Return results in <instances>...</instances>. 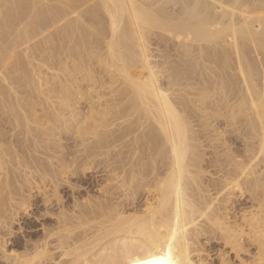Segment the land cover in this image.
Returning a JSON list of instances; mask_svg holds the SVG:
<instances>
[{
  "label": "bare ground",
  "instance_id": "bare-ground-1",
  "mask_svg": "<svg viewBox=\"0 0 264 264\" xmlns=\"http://www.w3.org/2000/svg\"><path fill=\"white\" fill-rule=\"evenodd\" d=\"M117 143L118 192H78ZM213 243L264 264V0H0V260L212 264Z\"/></svg>",
  "mask_w": 264,
  "mask_h": 264
},
{
  "label": "rangeland",
  "instance_id": "rangeland-1",
  "mask_svg": "<svg viewBox=\"0 0 264 264\" xmlns=\"http://www.w3.org/2000/svg\"><path fill=\"white\" fill-rule=\"evenodd\" d=\"M153 38V42L155 41V39H156V36H154V37H152ZM154 43H157V42H154ZM223 69V68H222ZM223 124V123H222ZM228 136V134L225 136V137H227ZM231 138H233V137H230V138H228V140L229 139H231ZM232 141H231V143H234V145H233V148L235 147V151L238 153V154H241L242 152H241V150H239L240 148L242 149V147H241V144H240V141H238V140H235V139H231ZM67 144L68 145H70V146H73V141L72 140H68L67 141ZM118 144L119 143H117V152L115 151L116 150V148H112V149H114V151H113V154H112V150H111V148L110 149H104V150H102V151H100L101 152V156L98 158H96L97 160H94L93 162H95V163H93L92 162V165H90V173H89V171H87V172H85V173H82L81 171H82V168L80 167L79 168V166L77 167L76 166V170H78L79 171V169H80V173H82V174H80V173H77V176H73L72 177V179H71V181H72V184L74 183V185L76 184L77 185V187L79 188H81V189H77L78 190V192L79 191H83V195H84V193L86 194V192L88 193V195H91V196H93V197H98L99 195L101 196V195H105V193L106 192H109L110 191V187L111 188H114L113 190L115 191V192H118V190L116 191V187L115 186H117L118 187V181L117 180H115V181H113V182H108V180H109V178L107 179V174L106 173H104L105 172V166H106V162H105V158L108 160H110L111 158H112V156L113 155H115V154H117V153H119L118 151L120 150V147H121V145L119 144V146H118ZM239 146V147H238ZM108 151V153H107V151ZM110 151H111V153H110ZM103 152V153H102ZM110 153V154H109ZM115 153V154H114ZM115 156H117V155H115ZM109 157V158H108ZM96 161H97V163H96ZM102 161H104L105 162V164H104V162H102ZM94 164H95V166H94ZM96 164H97V168H96ZM104 164V165H103ZM94 166V167H93ZM103 168V169H102ZM102 172H101V171ZM104 171V172H103ZM85 174V175H84ZM106 174V175H105ZM102 175H104L103 177H102ZM82 176V177H81ZM105 177H106V179H105ZM71 178V177H70ZM103 178V179H102ZM104 179L105 180H107V181H104ZM110 181V180H109ZM93 183V184H92ZM99 183V184H98ZM107 183H109V185L107 184ZM102 184H103V186H105L104 187V189H103V186H102ZM106 185H108V187H107V191L105 190L106 189ZM120 186V185H119ZM101 187H102V189H101ZM67 188V187H66ZM64 188L63 187V193L64 194H70V192H71V189H69V188ZM101 189V190H100ZM109 189V190H108ZM113 190H112V192H113ZM89 191V192H88ZM102 191V192H101ZM102 194H101V193ZM114 192V193H115ZM81 193V192H80ZM87 195V194H86ZM86 195H84V196H86ZM35 199V201H37V204H36V206H34L33 208H32V213L30 214L31 216H24V215H22L21 216V220L20 221H18V223H19V225L16 223V225L14 226V236H12V238L10 239V243L8 244V250H12V251H18V252H21L22 250L20 249V247L22 246V243H23V240H24V238L26 237V235L27 236H36V235H38L39 234V232L41 231V227H40V225H41V221H42V219H41V211H42V207H43V205H42V203L41 202H39V200H41L39 197H35L34 198ZM242 200H239V199H237V200H239V202L238 203H236L234 206V211L236 212V213H238L237 215L240 217V215L242 214V211H244V210H250V206H251V203H250V201L246 198V196L245 197H243V198H241ZM236 201V200H235ZM39 202V203H38ZM38 208V209H37ZM239 213H240V215H239ZM37 221H39V222H37ZM21 224V225H20ZM24 228H22V227ZM19 227L21 228V230L19 229ZM23 230V231H22ZM216 243H213L212 245H209V252L211 253V255H210V253H209V255H210V262L212 263V264H222V261L223 260H227L226 262H225V264H227V262H228V264H239L240 262H239V259H237L236 257H235V255L232 253H230V251L228 250V248H224V250L222 251V246H221V244L219 243V244H217L218 245V247H217V245H215ZM19 247V248H18ZM221 247V248H220ZM213 248V249H212ZM212 249V250H211ZM219 250V251H218ZM221 250V251H220ZM228 251H229V253H228ZM219 252H221L220 254H219ZM224 252H225V254H224ZM219 254V255H218ZM222 254V255H221ZM229 254V255H228ZM224 255V256H223ZM230 256V257H228V256ZM246 255V256H245ZM245 256V257H244ZM247 256H248V254H244L243 256H242V258L244 257V259H247ZM225 257V258H224ZM219 258L222 260V261H220L219 260ZM230 258V259H229ZM233 258V259H232ZM236 259V260H235ZM236 261V262H235ZM233 262V263H232ZM0 264H5V263H3L1 260H0Z\"/></svg>",
  "mask_w": 264,
  "mask_h": 264
},
{
  "label": "snow or ice",
  "instance_id": "snow-or-ice-1",
  "mask_svg": "<svg viewBox=\"0 0 264 264\" xmlns=\"http://www.w3.org/2000/svg\"><path fill=\"white\" fill-rule=\"evenodd\" d=\"M147 264H175V262L171 259L168 260H156L147 262Z\"/></svg>",
  "mask_w": 264,
  "mask_h": 264
}]
</instances>
